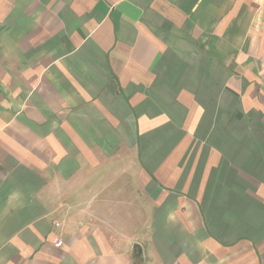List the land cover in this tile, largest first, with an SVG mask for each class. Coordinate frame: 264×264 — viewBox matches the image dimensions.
I'll return each mask as SVG.
<instances>
[{
    "label": "crops",
    "instance_id": "0c3cea01",
    "mask_svg": "<svg viewBox=\"0 0 264 264\" xmlns=\"http://www.w3.org/2000/svg\"><path fill=\"white\" fill-rule=\"evenodd\" d=\"M0 264H264V0H0Z\"/></svg>",
    "mask_w": 264,
    "mask_h": 264
},
{
    "label": "built area",
    "instance_id": "2783aa9c",
    "mask_svg": "<svg viewBox=\"0 0 264 264\" xmlns=\"http://www.w3.org/2000/svg\"><path fill=\"white\" fill-rule=\"evenodd\" d=\"M61 244H62V241H61V240H56V241H55V245H56V246H59V245H61Z\"/></svg>",
    "mask_w": 264,
    "mask_h": 264
},
{
    "label": "water",
    "instance_id": "95a60500",
    "mask_svg": "<svg viewBox=\"0 0 264 264\" xmlns=\"http://www.w3.org/2000/svg\"><path fill=\"white\" fill-rule=\"evenodd\" d=\"M135 247H138V246H135ZM137 252H139V250H137Z\"/></svg>",
    "mask_w": 264,
    "mask_h": 264
}]
</instances>
